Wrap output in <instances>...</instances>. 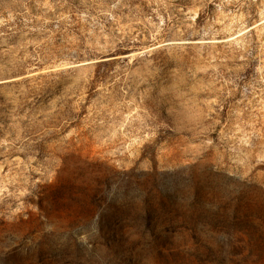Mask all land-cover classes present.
Here are the masks:
<instances>
[{
	"label": "rangeland",
	"instance_id": "rangeland-1",
	"mask_svg": "<svg viewBox=\"0 0 264 264\" xmlns=\"http://www.w3.org/2000/svg\"><path fill=\"white\" fill-rule=\"evenodd\" d=\"M256 236L264 0H0V264H264Z\"/></svg>",
	"mask_w": 264,
	"mask_h": 264
},
{
	"label": "trees",
	"instance_id": "trees-1",
	"mask_svg": "<svg viewBox=\"0 0 264 264\" xmlns=\"http://www.w3.org/2000/svg\"><path fill=\"white\" fill-rule=\"evenodd\" d=\"M149 206H145L143 207L142 211H141V215H140V222L141 225L146 228L149 223L151 222V220H153V215L152 212L149 210ZM240 222V220H239ZM220 224L223 223L219 222ZM241 223V222H240ZM243 223H241L242 225ZM245 225V224H244ZM251 225L245 226L247 228H250ZM194 227V233L193 235H196V231H195V226ZM257 232H258V227H256ZM244 240H237L234 241L232 245L233 248V252L232 253H238L241 251L242 248L248 247V249L250 250V255H256V258L259 259L260 256L262 255V249L264 248V241L262 242L261 238L259 236H256L255 240H250L248 242H243ZM204 250H200L199 248H195L193 250H187V253L189 252V254L193 253L194 255L196 254L197 257L196 260L199 262V264H205L206 262H208L210 260V255L214 252H218L221 256L225 255V249L221 248V249H217L215 250L212 246L205 244L204 242L202 243ZM169 249L172 250L173 252H177L176 250H173V247L170 245ZM185 252V251H184ZM178 252L174 255H177ZM215 254V253H214ZM168 264V263H167ZM221 264V261H220Z\"/></svg>",
	"mask_w": 264,
	"mask_h": 264
}]
</instances>
